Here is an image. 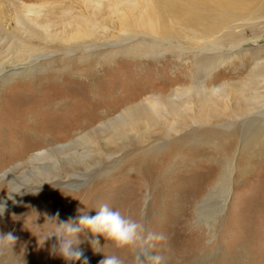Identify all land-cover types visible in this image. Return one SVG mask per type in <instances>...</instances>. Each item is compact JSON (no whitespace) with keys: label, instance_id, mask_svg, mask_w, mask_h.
Listing matches in <instances>:
<instances>
[{"label":"rangeland","instance_id":"obj_1","mask_svg":"<svg viewBox=\"0 0 264 264\" xmlns=\"http://www.w3.org/2000/svg\"><path fill=\"white\" fill-rule=\"evenodd\" d=\"M192 1L0 0V232L17 238L26 264H99L103 252L83 233L81 259L67 262L49 253L55 237L39 246L46 228L28 229L37 214L43 225L77 208L94 216L100 204L163 234L150 245L163 264H264V0H245L233 15L207 3V35L138 22L148 5L167 6L164 20L181 30L170 8ZM29 5L40 7L30 30L17 21ZM201 80L221 88L206 98L191 89L175 111L146 109L148 97ZM98 93L107 101L91 98ZM131 102L142 109L101 126ZM99 240L122 264L149 255L143 244Z\"/></svg>","mask_w":264,"mask_h":264},{"label":"clouds","instance_id":"obj_2","mask_svg":"<svg viewBox=\"0 0 264 264\" xmlns=\"http://www.w3.org/2000/svg\"><path fill=\"white\" fill-rule=\"evenodd\" d=\"M95 209L96 215L90 216L89 209L77 208L78 215L70 217L68 220H61L58 213L51 217L46 216L43 225L35 223L38 219L37 214V218L32 221L31 229L28 230L33 234L32 229L44 230L46 228V231L40 232L39 239L43 240V244L41 246L38 239L39 246L43 247L46 241L55 237V243L51 245L49 253L54 256L58 255L67 262L81 259L82 252L78 246L82 243L79 236L83 233L94 253L103 252L104 258L99 261V264H122V260L118 256L105 254L106 245L101 246L99 240L101 236L117 249L143 244V250L149 252V255L143 259L140 257V264H145V259L148 264H163L162 256L150 252V245L154 241L165 239L163 234L147 232L142 222L123 215L119 210L109 207L108 204H100ZM3 213L4 207L0 205V216ZM89 232L92 234L91 239H88L87 233ZM16 243L17 238L11 232L6 234L0 232V264H26L25 249L22 248L19 253L15 252ZM83 264H87V259Z\"/></svg>","mask_w":264,"mask_h":264},{"label":"bare ground","instance_id":"obj_3","mask_svg":"<svg viewBox=\"0 0 264 264\" xmlns=\"http://www.w3.org/2000/svg\"><path fill=\"white\" fill-rule=\"evenodd\" d=\"M165 1L167 2V5L172 3V0H165ZM210 2L218 4V5H224L227 10H230V11L222 10L223 14L226 15L229 12H230V14H232L231 12L235 13L236 11H239V8L241 9V6H242L241 2H245V0H220L221 4L218 3L217 0H193L190 4H187V5L183 6V7H177L176 8L175 6H172L170 8V11L174 12V14L176 16V20L180 21L181 25H183L181 30L174 29V26H173L174 23L168 24L167 21L164 20L163 15H164V12L166 11L165 8H167V6H165L163 9H160V8H158V7L156 8L154 5L148 3L150 5H148L145 8V12H143L144 14L141 15V18L139 19L138 22L144 28H147V29L152 30L153 32L159 33V34H165L166 35L169 32L171 33V31H176V33L179 32L180 34H186V32H190L191 34H194V35H198V34H203V35L206 34L207 35L208 31L212 30L211 32H213L215 30V28H214V25H211V24L208 25V24L203 22L201 9L207 3L210 4ZM39 9H40V7H38V6L34 7L33 5L24 6V13L19 15V17L17 18V21H19L18 23L20 25H24V27H26L27 29L30 30L31 29L30 26L34 23V21L32 19H30V17H31L32 14H35L37 12V10H39ZM27 13H28V15H27ZM35 15L37 17L40 16V14H35ZM234 15H236V14H234ZM168 19H170L169 16H168ZM225 20H226V18H225ZM206 26L209 27V28H207ZM203 37H205V36H203ZM200 40H202V39H200ZM0 44H1V42H0ZM211 51H209V52H211ZM124 52H126V50ZM198 60H200V58ZM67 66L68 65H66L65 67H67ZM78 66H79L78 63L77 64L75 63V64H72L71 66H69V68L71 67V68H73L74 71H77V70H79ZM84 66H86V63H85ZM87 66H88V64H87ZM90 67H92V66H90ZM64 68H63V70H64ZM65 70H68V69L66 68ZM61 71H62V69H61ZM71 71H72V69H71ZM50 72H51V70H50ZM67 72H69V71H67ZM209 75L210 74H208V76ZM204 76H205V74H204ZM47 77L49 78V77H53V76H47ZM205 77L207 78V75ZM50 82H51V80H50ZM198 82H199V85L196 86V84ZM220 88L221 87H217V88L214 87V88H212L209 91L206 88V81H202V80L201 81H195L194 83H192L191 87H184L181 90L177 89V90L173 91L169 96L148 97L144 101V102H147L145 107H146V109H148L149 113H162L164 110H166V111H172V110L175 111V110H177L180 107L181 103H178L179 100L181 99V100L184 101V98H185L184 96L192 94L193 90H197L198 92L199 91L204 92V95H205V98H206V96H209L210 94L216 93L218 91V89H220ZM191 89H192V91L190 92ZM93 94H94V92H93ZM97 97L99 98L100 101H107L105 98L101 97V95L99 93L96 94V95H92L91 96L92 99L97 98ZM65 98H62V99H64V101H65ZM62 103L65 104L66 107H63V108L66 109L68 107V102H62ZM62 103L59 104L61 107L63 106ZM131 103H133V102H131ZM131 103H129V104L124 106L123 112L120 114L119 118H114V119L105 121V122H103L101 124V126L102 127L103 126L104 127L110 126L111 128H113V127H115L117 125V123H118L117 120H119L120 118L129 116L130 114H133L134 111H139V110L142 109V108H140L138 103H136V104L135 103L131 104ZM56 106H58V105H56ZM114 121H116V122H114ZM112 122H114V123H112ZM88 136H90V133H88L86 137L85 136H81L77 140H72L67 146H64V145L60 146L59 145V146H56L54 148L45 150L43 152L36 153L34 155V157L32 158V160H35V159H37V158H39L41 156H44V155H46L48 153L55 154V153H58V152H60V151H62L64 149H70L73 145H76L81 139H86Z\"/></svg>","mask_w":264,"mask_h":264}]
</instances>
